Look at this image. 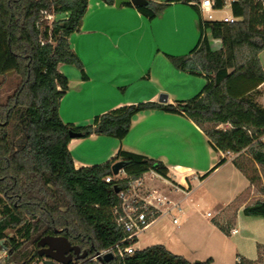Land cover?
Returning a JSON list of instances; mask_svg holds the SVG:
<instances>
[{"label": "trees", "instance_id": "1", "mask_svg": "<svg viewBox=\"0 0 264 264\" xmlns=\"http://www.w3.org/2000/svg\"><path fill=\"white\" fill-rule=\"evenodd\" d=\"M88 1L0 0V88L9 77L16 81L0 96V249L8 252L7 264H30L38 242L54 236L56 229L62 230L61 236L72 246L87 252L85 260L71 264H100L87 260L125 237L112 215L119 204L115 191L147 172L167 178V168L159 161L120 149L103 164L76 170L68 144L71 135L121 141L134 117L144 112L184 115L202 131L215 152L238 154L231 163L251 186L262 187L264 195V108L257 102L258 88L264 84L259 60L264 33L250 28L249 0L231 3L232 23L202 22L196 7L200 0H171L191 5L198 15L200 39L196 47L186 56L170 58L176 69L206 80L198 95L174 105L144 102L124 106L96 116L89 125L73 126L64 124L58 113L68 90V80L58 65L74 66L82 79H87L68 38L79 31ZM101 1L111 6L116 0ZM213 1L216 10L224 8L223 0ZM146 2L135 8L148 20L168 6ZM44 11L56 16L66 13L67 18L48 24L41 14ZM204 32L220 41L219 49L212 48ZM220 125L228 128L219 129ZM119 161L124 165L122 180L111 172ZM225 162L220 158L216 167ZM106 177L114 180L105 183ZM242 214L260 217L264 225V199L246 205ZM103 264L190 263L164 246L154 245L135 250L122 262L112 258ZM240 264L253 263L241 258Z\"/></svg>", "mask_w": 264, "mask_h": 264}, {"label": "crops", "instance_id": "2", "mask_svg": "<svg viewBox=\"0 0 264 264\" xmlns=\"http://www.w3.org/2000/svg\"><path fill=\"white\" fill-rule=\"evenodd\" d=\"M145 1L168 6L161 15L148 20L131 4L110 6L101 0L88 1L79 31L68 38L87 79H82L74 66L58 65V71L68 80V90L58 109L64 124L86 126L96 116L124 106L144 102L174 105L201 92L206 80L200 75L176 69L170 61V58L188 55L196 47L200 39L197 12L191 5L181 2ZM227 7L229 14L225 12ZM223 17H232L229 6L213 14L214 21H221ZM249 25L251 30L264 33V0H249ZM203 36L212 40L209 32H204ZM213 46H217L216 50L220 48L219 42ZM262 86L264 84L258 90ZM164 98L165 102L160 103L159 100ZM120 149L159 161L168 170L167 178L154 172H147L140 178L143 187L140 194L157 215L146 229L162 218L189 214L197 206L196 189L220 175L222 179L230 176L233 181H241L245 189H240V194L251 189L247 179L230 160L216 167L224 155L215 152L202 131L180 114L160 110L144 112L134 117L128 134L121 141L91 135L84 139H71L68 144L76 170L103 164ZM250 204L244 200L231 223L222 218L228 209L226 206L213 214L206 213L207 217L222 224H232L230 237L239 233L234 225H242L246 229L247 236L233 240L235 253L231 264H235L237 256L253 264L264 262L263 220L242 214L243 208ZM210 225L215 229L212 223ZM186 230L187 227L176 237L166 236L148 247L162 245L190 264L209 259L208 264H214L215 255L220 252L208 245L207 238L196 237ZM231 230H236V233L230 234ZM138 238L139 235L137 242ZM217 238L223 241L221 236ZM205 243L210 248H206L209 255L202 256L204 253L199 248ZM134 249L139 250L135 244Z\"/></svg>", "mask_w": 264, "mask_h": 264}, {"label": "rangeland", "instance_id": "3", "mask_svg": "<svg viewBox=\"0 0 264 264\" xmlns=\"http://www.w3.org/2000/svg\"><path fill=\"white\" fill-rule=\"evenodd\" d=\"M226 14H229V8L225 9ZM49 24V23H48ZM214 49L217 46H213ZM259 60L261 66L264 68V51L260 53ZM7 84L0 88V96L3 97V94L6 92L8 85H15L16 81L14 78H7ZM258 104L264 108V86H262L258 90ZM219 129H227L228 126L220 125ZM226 160L232 161L227 155L223 154ZM251 164L248 163V166ZM256 170L258 166H255ZM222 175L216 177L213 181L206 183L202 187L197 188L194 197L196 199L197 206H194L192 211L185 216V214H176L170 217L162 218L157 223H154L148 229L142 231L139 234L138 242L136 240L135 248L139 250H143L148 247L150 243H158L161 239H164L166 236L168 237H176L184 228L189 233H193L196 237L199 238H207L208 245H212L214 249H217L220 254L215 255L216 261L214 264H231V260L234 256L235 250L233 247V240L235 238H240L243 236H247L246 229L241 225H234L236 229H238L239 233L235 236H229V229L232 224V218L234 213L240 204L246 200L249 203H254L257 200H262L263 196L261 194L259 185L251 186L250 191H243L241 194L239 193L240 189L243 188L244 185L241 181H233V178L230 176H225V178H220ZM242 186V188H241ZM143 187H141V190ZM226 206L228 209L224 212L222 218H225L230 222L229 224H222V222L217 221V219L213 220L212 217H207L206 213L213 214L217 209ZM176 217V224L172 223V218ZM214 221V222H213ZM215 222L219 224V226L215 225ZM215 226V229H211V225ZM234 224V223H233ZM181 228V230L179 229ZM218 236H221L223 241L218 240ZM219 241L221 244H218ZM207 243L201 245L202 248H199L204 254L202 256L209 255L206 252V248L208 250L209 246ZM210 249V248H209ZM211 255V254H210ZM74 261V260H73ZM256 264H264L262 261H258Z\"/></svg>", "mask_w": 264, "mask_h": 264}, {"label": "built area", "instance_id": "4", "mask_svg": "<svg viewBox=\"0 0 264 264\" xmlns=\"http://www.w3.org/2000/svg\"><path fill=\"white\" fill-rule=\"evenodd\" d=\"M224 1V7L231 5L232 2L235 0H223ZM196 7L200 13V18L202 22L204 21H214L213 14L216 11L214 8V1L213 0H200L198 3H196ZM42 16L44 17V20L47 23H52L53 21L59 20V19H66L67 14L63 15H54L52 13L47 12H41ZM234 18H227L223 17L220 22L225 23H232L234 22ZM220 41L212 39L211 44L214 45V43H217ZM262 141H264V137L261 138ZM231 160L236 158L238 154L233 153H225ZM114 178L118 180H122L125 178V174L122 171L118 173L117 176H114ZM114 179L112 177H106L104 179L105 183H110ZM141 181L140 179L137 180H131L127 183L126 187L123 189L118 190L116 193L119 204L112 209V215L115 220V224L118 228H120L124 234L125 237L118 243L114 244L110 248L103 250L97 254H95L93 257L89 258L87 261L91 262H99L102 263V259L107 254H111L112 258L117 259L119 262H122L127 256L132 255L135 251L133 240L137 238V236L145 230L155 219H156V212L153 210L148 203L144 201L142 198L140 192H141ZM263 189H264V183H263ZM264 199V195L263 198ZM210 216V214H207ZM173 224H176L177 220L176 218L172 220ZM62 230L56 229L54 230V237H62L61 236ZM236 230H231L230 234H235ZM8 257V252L5 249H0V264H7L6 260ZM35 257V258H34ZM30 260V264H43L44 259L40 258L38 256H34ZM241 263V257L237 256L235 258V264Z\"/></svg>", "mask_w": 264, "mask_h": 264}, {"label": "water", "instance_id": "5", "mask_svg": "<svg viewBox=\"0 0 264 264\" xmlns=\"http://www.w3.org/2000/svg\"><path fill=\"white\" fill-rule=\"evenodd\" d=\"M147 2L145 0H116L115 6L122 4H131L133 6H144ZM160 103L165 102V98L159 100ZM72 139L79 138L78 135H71ZM123 163L121 161L116 162L111 167L113 176H117L120 171L123 170ZM116 193L118 190L115 191ZM2 244V241H0ZM38 251L32 254L43 258V264H70L73 260H85L87 258V252L81 251L79 247L72 246L68 240L64 237L46 236L41 238L38 242ZM112 259L111 254H107L103 257L102 262H107Z\"/></svg>", "mask_w": 264, "mask_h": 264}, {"label": "flooded vegetation", "instance_id": "6", "mask_svg": "<svg viewBox=\"0 0 264 264\" xmlns=\"http://www.w3.org/2000/svg\"><path fill=\"white\" fill-rule=\"evenodd\" d=\"M74 262H75V261H72L71 263H74ZM71 263H70V264H71Z\"/></svg>", "mask_w": 264, "mask_h": 264}]
</instances>
